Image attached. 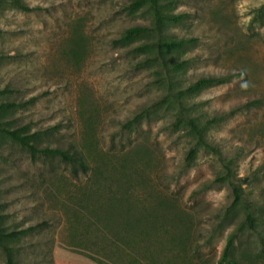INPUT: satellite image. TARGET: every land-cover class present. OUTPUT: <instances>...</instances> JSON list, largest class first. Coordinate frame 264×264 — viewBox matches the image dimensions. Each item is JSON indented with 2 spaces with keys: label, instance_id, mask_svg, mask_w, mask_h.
<instances>
[{
  "label": "rangeland",
  "instance_id": "obj_1",
  "mask_svg": "<svg viewBox=\"0 0 264 264\" xmlns=\"http://www.w3.org/2000/svg\"><path fill=\"white\" fill-rule=\"evenodd\" d=\"M23 1L34 9L0 4V88L10 89L0 102L35 100L3 120L43 131L41 146L81 151L90 169L75 172L0 135V227L34 226L5 241L17 264H55L57 247L79 246L95 229L124 243L130 225L146 226L147 240L137 237L148 264H217L231 234L239 264H264V0L172 7L184 17L166 32L188 40L171 52L183 61L176 79L231 76L184 102L205 126L203 143L175 124L173 104L153 107L134 133L123 125L167 91L160 68L134 49L144 39L113 43L152 24L149 9L130 11L133 0ZM4 247L0 264H9Z\"/></svg>",
  "mask_w": 264,
  "mask_h": 264
},
{
  "label": "trees",
  "instance_id": "obj_2",
  "mask_svg": "<svg viewBox=\"0 0 264 264\" xmlns=\"http://www.w3.org/2000/svg\"><path fill=\"white\" fill-rule=\"evenodd\" d=\"M10 2L16 8L31 11L34 7L30 6L23 0H0V4L3 2ZM178 0H133V2L128 6L130 11H135L141 7H146L150 10L153 15V22L150 25H135L131 26L122 33L121 36L115 38L113 43L115 45H128L131 42L144 39L141 43L135 46V51L147 53V58L144 60L146 64L155 65L159 67L157 74V81L166 86L167 91L163 94V97L157 101V104L151 105L147 108H143L137 111L131 118H129L123 125L131 133L137 131L139 126L142 124L143 119L148 117L152 111L153 107H157L160 104H173L176 109V125L185 123L188 131L199 137L200 143L204 142V129L205 126L199 124L197 118L191 116L188 112L187 98L201 90L227 82L231 79V76H203L188 85L180 82V80L175 77L178 69L183 66V61L171 60L172 51H176L186 44L188 41L185 38H175L168 35L166 24L169 22H181L184 15L173 12L174 6H176ZM8 88H0V96L9 92ZM35 100L34 97L30 98L25 102H17L15 100L1 101L0 102V135L7 136L12 139V141L19 143L20 145L29 149V151L36 155L42 153L45 156H57L71 164L75 172L79 169L87 174L89 172L90 166L85 160L83 153L79 150L74 149L70 151L62 147H50L41 146L39 137L43 131L29 132L26 131L24 127H13L9 126L3 120L6 113L9 110H15L20 106H24L26 103H31ZM58 129V126L49 127L47 130L52 131ZM206 144H208L206 142ZM209 145V144H208ZM210 146V145H209ZM139 151V152H138ZM142 150H137L135 153L138 159L141 158ZM196 155V149L191 148L189 150L187 161L191 163ZM234 203H238L242 197V190L240 186L234 188ZM248 218L253 220L252 214H248ZM34 229V226H29L27 228L15 229L11 231H5L0 227V243L4 242V249L7 252L8 263L17 264L14 260V254L12 253V247L5 244L8 238H16L23 235L30 230ZM234 234H231L228 238L226 247L223 251V255L217 262V264H239L232 256V246L234 244ZM250 258V257H249Z\"/></svg>",
  "mask_w": 264,
  "mask_h": 264
},
{
  "label": "crops",
  "instance_id": "obj_3",
  "mask_svg": "<svg viewBox=\"0 0 264 264\" xmlns=\"http://www.w3.org/2000/svg\"><path fill=\"white\" fill-rule=\"evenodd\" d=\"M100 233H102L100 229H95L83 238L79 246H74V248L68 243L57 247L54 251L55 264H148L149 250L145 242H143L145 246L140 244V239L137 237V234L142 233L147 240L146 226L130 225L126 233L129 237L127 235L124 243L120 244L114 235L110 238L109 236L99 238ZM101 240L106 242H101Z\"/></svg>",
  "mask_w": 264,
  "mask_h": 264
},
{
  "label": "water",
  "instance_id": "obj_4",
  "mask_svg": "<svg viewBox=\"0 0 264 264\" xmlns=\"http://www.w3.org/2000/svg\"><path fill=\"white\" fill-rule=\"evenodd\" d=\"M242 181L244 182L245 180L243 179Z\"/></svg>",
  "mask_w": 264,
  "mask_h": 264
}]
</instances>
